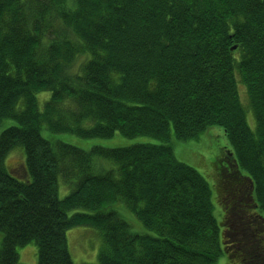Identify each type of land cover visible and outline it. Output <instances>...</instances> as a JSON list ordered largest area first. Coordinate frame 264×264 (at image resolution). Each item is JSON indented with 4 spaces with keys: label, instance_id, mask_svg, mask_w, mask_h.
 <instances>
[{
    "label": "trees",
    "instance_id": "trees-1",
    "mask_svg": "<svg viewBox=\"0 0 264 264\" xmlns=\"http://www.w3.org/2000/svg\"><path fill=\"white\" fill-rule=\"evenodd\" d=\"M116 135L141 139L82 146ZM73 225L100 236L82 264H264V0H0V264H74Z\"/></svg>",
    "mask_w": 264,
    "mask_h": 264
},
{
    "label": "rangeland",
    "instance_id": "rangeland-1",
    "mask_svg": "<svg viewBox=\"0 0 264 264\" xmlns=\"http://www.w3.org/2000/svg\"><path fill=\"white\" fill-rule=\"evenodd\" d=\"M77 65L75 61V66ZM239 90V96L242 104L246 107L247 112H246V117L249 125L253 126L254 124V118L252 115V112L250 109L247 107L248 100H247V95H246V90L243 84L239 82L238 86ZM46 96V94H39V99H42ZM216 131V129H214ZM62 138L64 136H61ZM115 137H121V141H116ZM115 137L111 138H101V137H96V138H91L93 139L88 145H82V146H89L92 143H101L105 145L109 144H117V143H124L130 140L134 139H141V137H136V138H127L123 137L122 135H116ZM217 141V144L222 140V137H216L215 138ZM198 140V141H197ZM197 140H190L187 142V144H202L208 141V138L204 136L202 139H197ZM73 141V140H71ZM185 142H177L175 145V149L177 153L180 155V157L185 161L189 162L191 164L195 163V159L193 157H187V152L185 151L184 147ZM187 157V158H185ZM22 153L19 150H12L6 157V163L8 165L13 166H18L17 169L19 171H22ZM207 169L210 168V162L208 160L207 164ZM204 166V168H206ZM209 188H210V201L212 204V212L213 215L215 216V219L217 221L219 231L221 229L220 226V221L223 216V208L221 207V204L218 202V193L216 192V186L212 180H210V177L208 178L207 174L204 172ZM59 196H64L67 191V185L60 179L59 180ZM116 207L118 208L119 213L128 220L133 229H139L142 228L143 225L142 223L132 214V212L122 203H117ZM134 218H133V217ZM137 220V221H136ZM138 224V225H137ZM138 226V227H137ZM137 227V228H136ZM66 238H67V243H68V248L72 257V260L74 264H82L84 262L90 263V262H95L96 261V255L97 251L99 249V246L101 244V241L99 240L100 236L97 230L90 226H85V225H73L70 226L66 230ZM17 252H18V259L21 264H35L36 261V246L34 242H29L23 245H19L17 247ZM238 258V257H237ZM237 258L234 257H229L225 251L222 250L221 253L217 256V261L215 264H239V261Z\"/></svg>",
    "mask_w": 264,
    "mask_h": 264
},
{
    "label": "flooded vegetation",
    "instance_id": "flooded-vegetation-1",
    "mask_svg": "<svg viewBox=\"0 0 264 264\" xmlns=\"http://www.w3.org/2000/svg\"><path fill=\"white\" fill-rule=\"evenodd\" d=\"M232 228L234 229V231H233V233L232 232L231 233H232V235L237 236L236 240H238V241L243 240L242 238L247 239V240L252 239L253 235L251 232H254V231L251 228L249 229V228L244 227L242 225L241 221H238V220L233 221L232 222ZM220 231L222 232V229H220ZM225 244H226V242H224V245ZM228 246H229V244H228Z\"/></svg>",
    "mask_w": 264,
    "mask_h": 264
},
{
    "label": "water",
    "instance_id": "water-1",
    "mask_svg": "<svg viewBox=\"0 0 264 264\" xmlns=\"http://www.w3.org/2000/svg\"><path fill=\"white\" fill-rule=\"evenodd\" d=\"M235 48V46L231 47V49Z\"/></svg>",
    "mask_w": 264,
    "mask_h": 264
}]
</instances>
